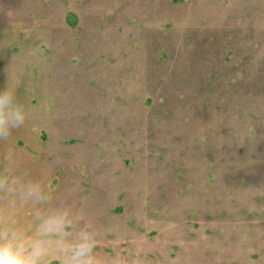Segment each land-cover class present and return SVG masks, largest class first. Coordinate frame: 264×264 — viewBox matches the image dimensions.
<instances>
[{
	"label": "rangeland",
	"instance_id": "rangeland-1",
	"mask_svg": "<svg viewBox=\"0 0 264 264\" xmlns=\"http://www.w3.org/2000/svg\"><path fill=\"white\" fill-rule=\"evenodd\" d=\"M7 84L104 264H264V0H0Z\"/></svg>",
	"mask_w": 264,
	"mask_h": 264
},
{
	"label": "clouds",
	"instance_id": "clouds-1",
	"mask_svg": "<svg viewBox=\"0 0 264 264\" xmlns=\"http://www.w3.org/2000/svg\"><path fill=\"white\" fill-rule=\"evenodd\" d=\"M27 118L25 105L7 84L0 90V142H8ZM15 161L0 156V264H104L95 227L78 223L67 201L57 200L54 190L29 170H18Z\"/></svg>",
	"mask_w": 264,
	"mask_h": 264
}]
</instances>
